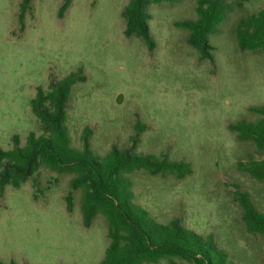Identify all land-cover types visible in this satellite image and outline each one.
I'll use <instances>...</instances> for the list:
<instances>
[{
	"label": "rangeland",
	"instance_id": "1",
	"mask_svg": "<svg viewBox=\"0 0 264 264\" xmlns=\"http://www.w3.org/2000/svg\"><path fill=\"white\" fill-rule=\"evenodd\" d=\"M21 1L0 0V149H11L15 136L23 146L30 133H41L30 107L37 87L47 90L80 70L83 80L72 85L66 105L70 146L82 149L87 128L97 156L115 147L188 163L192 172L184 179L144 169L125 175L133 202L159 223L176 220L211 237L235 264H264V237L246 229L237 195L247 193L264 213V181L238 165L263 153L228 129L256 120L249 107L264 105V55L240 50L234 35L238 20L264 8V0H227L230 11L209 36L213 61L202 59L187 43L188 31L176 25L195 18L197 0L148 6L152 50L125 35L128 0H70L62 14L63 0H31L20 25ZM72 177L41 166L19 188H4L0 262L99 264L106 221L98 214L83 226Z\"/></svg>",
	"mask_w": 264,
	"mask_h": 264
},
{
	"label": "trees",
	"instance_id": "2",
	"mask_svg": "<svg viewBox=\"0 0 264 264\" xmlns=\"http://www.w3.org/2000/svg\"><path fill=\"white\" fill-rule=\"evenodd\" d=\"M31 0L19 4L18 21L23 25L25 12ZM176 0H128L123 10L125 35H136L149 50L155 47L150 35L147 8L150 4L173 3ZM70 5L63 0L62 14ZM239 7L242 6L238 3ZM230 11L227 0H197L195 18L177 22L188 31L187 43L202 59L213 61L209 36L216 33ZM235 40L242 51L264 55V8L255 14L241 17L235 27ZM81 73H70L61 80L51 81L48 89L37 87L30 100L33 115L39 122L41 133H30L23 146L17 136L9 150L0 149V195L6 186L19 188L39 167L73 174L72 190H80L82 224L89 227L96 215L107 225V248L99 264H155L162 259L177 264L179 258L188 264H235L226 253L213 243L211 237H202L183 228L178 221L162 224L133 202L131 182L125 175L144 169L152 175L171 173L178 179L191 174L184 161H169L166 157L143 155L113 147L104 156L93 154L89 143V129L81 135L82 149L70 146L66 127V105L72 85L82 81ZM259 116L254 121H238L228 125L239 141L252 142L263 153L260 160H251L239 167L251 177L264 181V105L248 109ZM140 126H136L138 132ZM133 138V137H132ZM242 206V220L246 229L264 237V213L259 212L247 193H237ZM66 210H72V197H65ZM0 264H4L0 262ZM14 264V263H10Z\"/></svg>",
	"mask_w": 264,
	"mask_h": 264
}]
</instances>
